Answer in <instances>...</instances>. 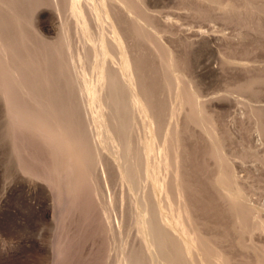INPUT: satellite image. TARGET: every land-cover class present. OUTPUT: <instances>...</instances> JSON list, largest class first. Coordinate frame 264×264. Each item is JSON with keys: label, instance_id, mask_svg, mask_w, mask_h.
Returning <instances> with one entry per match:
<instances>
[{"label": "rangeland", "instance_id": "obj_1", "mask_svg": "<svg viewBox=\"0 0 264 264\" xmlns=\"http://www.w3.org/2000/svg\"><path fill=\"white\" fill-rule=\"evenodd\" d=\"M36 3L26 10L27 45L60 47L75 78L70 88L59 80L62 93L76 98L82 143L97 159L67 168L44 136L30 124L17 125L0 94V264H125L129 256L151 264L148 255L157 249L145 247L137 222L145 212L165 226V250L191 244L180 263L264 264V0H139L131 11L108 0L122 44L140 65L138 76L151 85L150 116L132 107L124 112L130 157L140 163L135 183L120 178L114 142L99 141L81 97V76L96 82L91 40L66 0ZM10 13L0 6L1 15ZM87 19L90 37L106 35V65L113 70L119 53L108 20L98 22L89 11ZM45 65L57 66L55 60ZM128 94L123 89L124 102ZM149 128L156 185L142 172ZM230 170L238 185L215 182Z\"/></svg>", "mask_w": 264, "mask_h": 264}, {"label": "bare ground", "instance_id": "obj_2", "mask_svg": "<svg viewBox=\"0 0 264 264\" xmlns=\"http://www.w3.org/2000/svg\"><path fill=\"white\" fill-rule=\"evenodd\" d=\"M37 1L38 0H0V6H4L11 10V13L7 16L0 14V94L3 95L8 102L9 114L12 115L13 118H16L17 125L30 124L36 135L44 136L45 141L52 145L53 151L60 154V157L62 155V162L67 168L76 163H91V161H96L97 158L94 159V157H91L89 155L90 151L89 153L87 151V145L82 143L85 128H81L77 121V100H75L76 98L73 99L69 98V96H65L64 93H62L65 88L59 83V80L64 79L66 87L70 88L71 82L75 79L68 72V65L63 61L60 47L58 45H51L42 50L40 45H35L31 49L27 45L29 43L25 36L26 28L24 25L26 10H28L27 7L29 8V6H35ZM116 1H118L121 6L128 9V11H131L135 2L138 3L139 0ZM66 2L81 32L88 35L92 42L90 60L92 68L96 73V82H90L84 75H82L80 79L82 82L81 97L84 103L90 108V122L94 123L97 127L98 131L96 134L98 138L101 136V138H99L100 142L104 139L114 142V152L117 154V167L120 178L135 183V174L139 170L138 167L140 163L136 157H133V160L130 157L132 146L130 140L126 136L130 122L124 119V112L132 107L135 108L142 117L150 116L153 104L152 94L150 92L151 85L148 84L149 82H147L146 79H142L138 76L137 70H140V65L136 60L130 57L127 49L122 44L123 40L116 23V16L113 15L107 3L108 0H86L84 3H82L81 0H66ZM17 3H19L18 5L22 3V6L20 5V7H17ZM88 11L93 14L95 20L98 22L108 20L109 28L113 33L111 43L118 48L119 53V61L113 70H110L106 65L107 60L110 58V43L106 35L100 31L96 37H90V26L87 19ZM9 30L12 31L9 32ZM135 31L140 32L136 29ZM173 58H175V56ZM51 60H55L57 64L54 70L49 69L48 66L45 65ZM165 60L164 65L166 67L169 68L173 65L171 54H168ZM123 89H128L129 91L128 99L125 102L122 96ZM127 120L130 119L128 118ZM172 130L170 129V132ZM148 132L149 134L144 137L143 140L142 156L145 155V158L142 163V172L151 180L152 185H156L159 183L158 167L157 164L151 163L148 159V155L153 149L151 128H149ZM169 139L170 138H168V140ZM163 162L166 166L170 164L172 166V161L167 159L166 156L163 157ZM173 165H175V163ZM214 177L215 182L221 185H238L233 170L228 172L220 171L217 173V176L215 175ZM232 189L233 188L229 189L230 194L235 193V189L233 192ZM240 194L242 195V193ZM234 201L235 200H233V202ZM232 203L231 206H233ZM244 213L245 212H243V214ZM146 214V212L140 213L137 222L139 224L140 234L145 240V247L148 248L149 245L153 244L155 245L154 247H156L155 249H157L155 254L150 253L148 255L150 257V263L183 264L180 263L179 258L192 253L191 244L186 242L182 245V248L175 252H169L167 249L165 250V245L169 242V238L166 237V234L164 236L162 232V227L165 226L154 223L155 221L153 222V219H151L152 217H149L151 214L149 216ZM239 216L241 218V214ZM172 219L165 218L163 222L171 225L173 223ZM156 221L158 222L159 220ZM178 221H180V217L174 219V222ZM175 227L176 226H174V228ZM124 262L125 264H141L134 256H129Z\"/></svg>", "mask_w": 264, "mask_h": 264}]
</instances>
